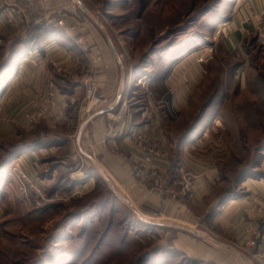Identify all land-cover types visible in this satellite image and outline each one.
<instances>
[{
    "label": "rangeland",
    "instance_id": "rangeland-1",
    "mask_svg": "<svg viewBox=\"0 0 264 264\" xmlns=\"http://www.w3.org/2000/svg\"><path fill=\"white\" fill-rule=\"evenodd\" d=\"M83 1L110 31L125 71L133 76L125 99L129 109L140 105L147 120L151 117L152 107L159 111H167L169 107L171 113L168 112L167 118L170 123L181 121V133L193 121L201 123L197 131L201 142H198L196 152L201 153L202 158L210 154L211 161L217 166L221 182L217 193L222 197L221 202L228 193L239 191L238 185L246 175H264L262 17L257 18V26L238 49L230 50L222 42L225 34L219 31L222 23L232 16L233 0ZM7 3L19 9L16 1ZM21 11L23 14L28 9ZM41 11L39 7V13ZM41 15L46 17V5ZM44 22L53 27L47 20ZM33 32L31 27L0 31L1 100L4 75L17 61V50L30 44ZM93 68L88 64L86 75L79 80L87 111L108 102L106 95L99 91L107 101L92 107L88 105L84 80ZM97 70L99 84L100 70ZM177 92L184 96L186 108L178 110L173 106ZM13 95L14 89H11L4 97L8 104L0 106V170L5 166L6 171L10 165L8 169L12 176L5 177L8 181L4 178L6 183L0 186L3 208L0 264H160L156 254L161 245L160 236L144 229L145 226L136 220L127 221L124 212L112 210V205L105 199L110 201L114 194L105 184L81 200L76 199L75 193L62 188L51 192L30 176L27 160H20L24 153L11 155L18 147L26 148L44 136L54 138L60 130L74 126L41 114L39 118L27 114L23 121H16L14 111L9 109ZM64 118L69 121L71 117ZM112 121L113 116L108 124ZM4 125L8 127L2 133ZM171 125L168 130L176 135L177 130ZM3 134L6 137L1 138ZM174 153L171 157L178 158ZM42 159L46 157L42 156ZM178 160L175 159L168 172V179H163L165 184H170L169 179L174 177L178 187L173 193H166L170 200L188 196L194 186V176L177 165ZM154 164L156 168V162ZM14 167L26 174L31 182L40 184L48 196L53 197L59 191L69 198L49 200L41 207L31 205L13 176ZM237 178L241 179L237 181ZM188 181L191 186L187 185ZM95 201L98 203L94 205ZM159 258L165 261L163 264H172L173 258L167 251ZM180 263L191 264L187 259Z\"/></svg>",
    "mask_w": 264,
    "mask_h": 264
},
{
    "label": "crops",
    "instance_id": "crops-1",
    "mask_svg": "<svg viewBox=\"0 0 264 264\" xmlns=\"http://www.w3.org/2000/svg\"><path fill=\"white\" fill-rule=\"evenodd\" d=\"M8 1H16L19 9ZM33 1L0 0V31L13 27L34 29L30 44L17 50V61L4 75L3 96L6 98L14 89L9 109L14 111L16 121H23L27 114L53 119L62 111L64 117H71L63 122L74 126L60 130L54 138L44 136L26 148L18 147L11 155L24 153L20 160H27L30 176L51 192L62 188L81 200L105 184L114 194L111 202L105 199L112 210L124 212L127 221L136 220L160 236L161 245L156 249L160 264L165 261L159 257L166 251L173 258L172 264L186 259L191 264H264V175H246L238 185L239 191L221 202L218 168L210 154L202 158L196 152L201 142L197 136L201 123L193 121L181 133V121L170 123L167 118L169 107L167 111L152 107L151 117L146 120L144 108L136 105L130 109L126 125L141 131L154 150L162 188H158L151 173L140 176L137 168L142 154L135 141L127 133L108 137V122L128 97L127 88L133 78L124 69L112 34L83 0H47L46 18L37 4L29 9ZM231 2L232 16L222 23L219 32L225 34L220 35L224 45L236 50L257 26V18L264 21V0ZM25 8L28 11L22 14ZM60 18L64 19L63 27L56 24ZM46 19L53 27L45 24ZM79 38L89 45L88 53L82 50ZM88 64L100 70L99 91L108 98L106 104L90 111L79 82ZM179 92L172 102L178 110L187 107ZM4 97L0 98V106L8 104ZM170 124L177 130L176 135L168 130ZM7 127H2V133ZM123 128L119 126L118 130ZM174 152L178 156L175 159L180 160L177 165L195 178L192 191L178 200H170L166 194L167 188H178L174 177L169 179L170 184L163 180L175 164L171 157ZM9 166L6 171L5 166L0 170V186L6 183L5 177L12 178ZM2 215L0 203V221ZM252 240L256 245L250 244Z\"/></svg>",
    "mask_w": 264,
    "mask_h": 264
},
{
    "label": "built area",
    "instance_id": "built-area-1",
    "mask_svg": "<svg viewBox=\"0 0 264 264\" xmlns=\"http://www.w3.org/2000/svg\"><path fill=\"white\" fill-rule=\"evenodd\" d=\"M37 5L40 7L42 10L40 13H44L45 5L47 0H35ZM35 3H31L29 5V9H32L34 7ZM46 18V17H45ZM47 20V19H46ZM261 20V19H260ZM49 25L51 24V21L48 20L47 22ZM261 23V22H260ZM57 26L63 27L64 26V19L60 18L57 21ZM78 43L81 45V48L85 52H89V46L83 42L82 39H78ZM97 75H98V70L93 68L90 72V76L85 78L84 80V86L86 90V97L88 101L89 107L98 105L100 103H104L107 101V99L99 93V84L97 80ZM140 82L142 79L139 80ZM131 82V81H130ZM53 93H49V96H53ZM51 98V97H50ZM51 106H54V103L52 100H50ZM130 114V109L128 106L127 101L124 100L122 104L119 107V110L113 114V121L108 124V136L110 137H119L124 133H127L132 140L135 141V143L138 145L140 148L141 154H142V161L140 165L137 168V172L140 176H145L147 173L153 176L157 177V169L155 168V158H154V150L146 144V139L145 136L141 131L137 130H132L131 127L127 128V118ZM58 119H64V115L62 111H58L55 117V120L57 121ZM118 124L124 126L123 130L119 131L118 130ZM126 127V128H125ZM126 130V131H124ZM13 176L17 178V180L20 183V188L26 197V201L30 203L31 205H36L37 207H41L46 201L53 200V199H62L66 200L69 197L65 195H61L59 191H57L53 197L48 196L45 193L44 188L37 183L31 182L29 178L27 177L26 174H24L20 169L17 167L13 168ZM156 183L158 184V188H162L160 185V181L157 178ZM19 185V184H18ZM188 186H191V182L188 181L187 183ZM160 186V187H159ZM174 189L167 188V194L173 193ZM251 245H255L256 242L252 240L250 242Z\"/></svg>",
    "mask_w": 264,
    "mask_h": 264
},
{
    "label": "trees",
    "instance_id": "trees-1",
    "mask_svg": "<svg viewBox=\"0 0 264 264\" xmlns=\"http://www.w3.org/2000/svg\"><path fill=\"white\" fill-rule=\"evenodd\" d=\"M240 179H241V178H240ZM240 179L237 178V181H239ZM234 194H235V192H234V193H233V192L228 193V196L226 195L225 200L231 198L232 196H234Z\"/></svg>",
    "mask_w": 264,
    "mask_h": 264
},
{
    "label": "water",
    "instance_id": "water-1",
    "mask_svg": "<svg viewBox=\"0 0 264 264\" xmlns=\"http://www.w3.org/2000/svg\"><path fill=\"white\" fill-rule=\"evenodd\" d=\"M195 126H196V125H195ZM195 126H194V127H195Z\"/></svg>",
    "mask_w": 264,
    "mask_h": 264
}]
</instances>
